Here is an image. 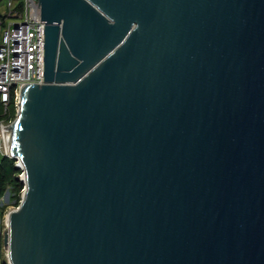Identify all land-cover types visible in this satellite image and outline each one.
Listing matches in <instances>:
<instances>
[{
    "label": "water",
    "instance_id": "water-1",
    "mask_svg": "<svg viewBox=\"0 0 264 264\" xmlns=\"http://www.w3.org/2000/svg\"><path fill=\"white\" fill-rule=\"evenodd\" d=\"M7 264H264V0H38Z\"/></svg>",
    "mask_w": 264,
    "mask_h": 264
},
{
    "label": "built area",
    "instance_id": "built-area-1",
    "mask_svg": "<svg viewBox=\"0 0 264 264\" xmlns=\"http://www.w3.org/2000/svg\"><path fill=\"white\" fill-rule=\"evenodd\" d=\"M39 5L38 0H0V156L12 157L9 128L15 118L10 116L12 100L17 113L21 85L44 82L45 22L41 21ZM8 196L7 191L2 198Z\"/></svg>",
    "mask_w": 264,
    "mask_h": 264
},
{
    "label": "trees",
    "instance_id": "trees-1",
    "mask_svg": "<svg viewBox=\"0 0 264 264\" xmlns=\"http://www.w3.org/2000/svg\"><path fill=\"white\" fill-rule=\"evenodd\" d=\"M1 105H0V118H1ZM10 116H16L15 101L12 100L10 104ZM17 159L14 157L2 155L0 156V198L8 191V200H14L16 205L21 200V192L25 184L22 180L17 178V175L22 172V169L16 166ZM1 239V237H0ZM0 264H7L5 260H0Z\"/></svg>",
    "mask_w": 264,
    "mask_h": 264
},
{
    "label": "rangeland",
    "instance_id": "rangeland-1",
    "mask_svg": "<svg viewBox=\"0 0 264 264\" xmlns=\"http://www.w3.org/2000/svg\"><path fill=\"white\" fill-rule=\"evenodd\" d=\"M0 237L2 234V230L5 228V223H4V217L7 211H9L13 206H18L14 203V200H8L5 197L0 198ZM0 260H5L7 263V254H6V249L3 248L1 244V239H0Z\"/></svg>",
    "mask_w": 264,
    "mask_h": 264
}]
</instances>
